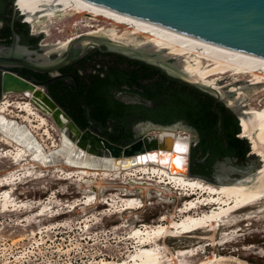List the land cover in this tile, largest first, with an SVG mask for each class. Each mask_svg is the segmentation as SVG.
I'll list each match as a JSON object with an SVG mask.
<instances>
[{
	"label": "bare ground",
	"instance_id": "1",
	"mask_svg": "<svg viewBox=\"0 0 264 264\" xmlns=\"http://www.w3.org/2000/svg\"><path fill=\"white\" fill-rule=\"evenodd\" d=\"M16 4L18 9L26 14V21L31 22L33 27L41 24L40 31L45 33L46 37L50 34L49 28L60 17L69 16L76 11L78 16H88L87 19H90V21L86 19L87 22L84 24L88 29L79 34L102 35L113 42L131 47H143L146 50L159 51L162 56L174 57L175 62L172 67L184 71L190 80L215 89L226 100L228 106L236 110L237 107L244 106L239 113L241 134L250 140L253 153L262 161L258 171L250 178L236 181L222 180L220 184H212L191 177L179 166V163L184 162L187 157V154L179 149L187 148L191 137L170 128L175 126H167L152 133L162 146L156 159L158 156L163 157L161 160L163 164L158 165L153 162L125 164L124 156L115 164L113 156L102 145L90 151L87 145L81 151L77 139L73 134L68 133L67 127L58 126L52 119L54 109L41 97H34L29 89L7 93L0 101V141L16 149L11 157L13 161L24 160L28 163L33 161L46 166L57 164L62 160L71 167L63 170L65 177L76 175L77 179L100 176L102 179L115 180L114 176L124 171L126 177L123 179L126 180L128 175H134L133 171L139 172V174L143 173V176L136 178L139 180L146 178L154 183L157 186L155 187L157 195L160 193L162 197L178 195L182 201L171 214H161L155 225L145 224L142 227L132 228L130 236L137 242L135 251L123 259L102 258L97 264H190L191 258L205 253L204 250L208 246L216 249L218 244L235 240L241 230L239 227L241 221L251 219L259 221L264 218V102H262L264 57L120 14L87 0H17ZM99 19L110 22L112 26L108 28L107 25L93 23ZM79 34L72 35L64 41L56 40L54 44L59 47L56 50L63 49L71 38ZM133 37H141L144 41L139 43L134 39L135 41L128 42L129 38ZM52 49V45L45 46V53L48 54ZM225 78L227 80H224ZM224 87L228 88L224 90ZM250 93H253V97L259 94L253 99L258 107L253 106L252 102L240 105ZM61 118L64 119L63 116ZM141 128L143 129L139 127ZM148 134L151 136V133ZM56 136L59 138V144L53 141ZM49 139L52 140L53 147L50 149L45 145V141ZM24 157L27 158L23 159ZM170 182L172 186L168 185ZM100 187L101 184H96L94 189ZM177 187L186 191L179 192ZM142 188L147 190L148 186ZM128 193L116 196L121 202L117 213L123 214L125 210L142 206L140 199ZM10 196V192L6 190L0 198L7 203ZM87 197L89 202L84 199L85 201L80 204L95 206L109 203L111 205L112 199L106 197L99 199L95 193L91 192ZM73 206L75 208L76 204L74 203ZM242 211H245L244 214L240 213ZM37 214L41 215V212ZM119 226H126V221ZM198 229L205 231L203 235H199L198 242L177 248L176 253L165 255L164 258L162 249L167 248L168 237H180ZM219 232L221 234L218 241L216 234ZM229 235L231 238L228 237ZM225 236L228 237L227 240L221 242L220 240L225 239ZM233 251L215 255L214 250L211 257L203 255L195 264H254L234 256Z\"/></svg>",
	"mask_w": 264,
	"mask_h": 264
},
{
	"label": "rangeland",
	"instance_id": "2",
	"mask_svg": "<svg viewBox=\"0 0 264 264\" xmlns=\"http://www.w3.org/2000/svg\"><path fill=\"white\" fill-rule=\"evenodd\" d=\"M78 15L74 11L69 16L60 17L49 28V36L46 37V34H43L44 41L52 45L56 40L64 41L72 35L86 31L88 28L84 24L88 16ZM93 23L107 25L108 28L112 26L110 22H105L103 19ZM32 28L36 34H39L42 29L41 24ZM134 39L139 43L144 41L141 37H133L129 38L128 42H133ZM257 96L253 97V93L248 94L240 105L252 102L253 106L258 107L259 105H256V101L253 100ZM262 98L264 102V97ZM237 109L240 113L244 106L237 107ZM170 128L190 135L193 140L195 138L194 133L188 128L183 126ZM153 131L158 130L147 126L143 134H152ZM239 136L243 137L241 130ZM49 140L45 141V145L50 149L53 147L51 146L52 140ZM193 140L191 147L195 144ZM246 140L252 150L250 140L248 138ZM53 141L59 144L58 136ZM15 152L16 149L0 141V197L6 190L11 195L7 203L0 198V264H97L102 258L123 259L136 250L137 242L130 236L133 227H142L145 224L155 225L161 214H171L174 208L182 202L178 195H163V197L161 193L157 195L155 190L157 186L154 183L146 178L140 180L136 178V176H143V173L133 171L134 175H128L126 180L123 179L126 177L124 171L114 176L115 180L102 179L100 176L77 179L76 175L66 178L63 170L71 169V167L62 160H59L57 164L46 166L33 161L29 163L24 160L13 161L11 157ZM25 158L27 157L23 159ZM246 159H248L247 162L245 161L247 166H252L254 156L250 155ZM96 184H101L100 189H94ZM168 185L172 186V183ZM142 186H148V189L143 190ZM178 191L186 190L179 188ZM91 192L95 193L99 199L105 197L112 199L110 200L111 205L109 203L95 206L80 204L85 200L89 202L87 195ZM126 193L140 199L142 206L125 210L123 214L117 213L121 202L116 196H123ZM74 203L75 208H73ZM39 212L41 215L37 214ZM244 212L240 213L244 214ZM121 221H126V226H119ZM239 227L241 230L235 240L218 244L216 249L208 246L204 250L205 253L192 257L190 264H195L203 255L211 257L214 250L215 255L230 253L234 250V256L242 260L264 264V218L259 221L256 219L243 220L239 223ZM229 230L231 229L226 231ZM204 233V229H200L192 233L187 232L180 237H168L167 250L162 249L164 258L165 255L176 253L179 248L198 242L199 235ZM220 234V232L216 234L218 241ZM230 235L229 238H231ZM228 237L225 236V239L220 241H225Z\"/></svg>",
	"mask_w": 264,
	"mask_h": 264
},
{
	"label": "water",
	"instance_id": "3",
	"mask_svg": "<svg viewBox=\"0 0 264 264\" xmlns=\"http://www.w3.org/2000/svg\"><path fill=\"white\" fill-rule=\"evenodd\" d=\"M87 1L105 6L120 14L133 16L209 42L264 57V0ZM52 46H54L55 50L48 54L45 51L40 52L28 49L27 46L19 43L17 34H14L11 45L0 44V100L9 92H21L29 89L33 92L34 97H41L44 102L54 109L52 119L58 126L67 127L68 133L73 134V137L77 139V144L81 151L87 145H89V151L102 145L113 156L115 164L119 163V159L122 156L126 159L125 164L136 165L145 162L163 164L161 163L163 157L158 156V159H156V155L161 152L160 147L162 146L155 134H151V136L148 133L139 135L129 143H113L89 129L82 131L49 94L47 84L65 76L58 74L59 69L71 64L94 48H103L106 52L153 65L168 76L213 96L216 101L224 103L239 118V111L228 106L226 100L219 95L218 91L207 85L190 80L184 71L172 67L173 62H175L174 57L162 56L159 51H150L143 47H131L113 42L106 36L85 33L71 38L63 49L56 50L59 48L56 44H52ZM43 49L45 50V47ZM51 55H56V57L53 58ZM20 67H26L38 72H52L55 75L46 81H38L29 75L21 73L18 69ZM129 99L147 104V101L140 98L131 97ZM147 124L148 128L156 130L167 126H183L194 133L195 138L194 140L191 138L186 148L187 151L181 150V152L187 154V157L184 162L179 163L183 172L191 177H197L212 184H220L222 180L236 181L248 178L262 165L261 159L250 149L248 153L241 157L232 155L218 156L212 164L213 170L208 176L194 174L190 171L189 153L192 140L196 142V139L199 138L197 130L183 121H176L172 124L153 122H148ZM217 126L221 129V119L218 120ZM250 155L251 157L254 156L255 160L252 166H247L245 159Z\"/></svg>",
	"mask_w": 264,
	"mask_h": 264
},
{
	"label": "flooded vegetation",
	"instance_id": "4",
	"mask_svg": "<svg viewBox=\"0 0 264 264\" xmlns=\"http://www.w3.org/2000/svg\"><path fill=\"white\" fill-rule=\"evenodd\" d=\"M13 1L0 0V44L11 45L14 34H17L21 45L44 52L43 48L50 44L44 41V35L40 33L42 31L39 34H32L28 27L27 32L23 17L14 11ZM33 35L39 37L37 41L29 39ZM141 44L145 45V43ZM53 50L55 48L51 51ZM51 57L54 58L56 55ZM18 69L24 75H29L38 81H46L55 75L52 72H38L26 67ZM58 74L65 76L48 83V91L51 86L56 91L67 94L68 109L83 125L79 128L82 131L89 129L108 140L115 139L119 144L129 143L145 133L148 122L157 123L155 118L166 119L165 109L176 97L172 95L173 90H176L177 94L184 91L194 94L190 89L193 86L168 76L157 67L106 52L103 48L89 50L76 61L59 69ZM131 97L147 101V104L137 100L131 101L129 99ZM218 103L221 102L215 101L216 108H219ZM222 104L230 110L224 103ZM218 114L220 116L221 112ZM176 121L187 124L184 118H176L174 122ZM198 140L199 138L192 147ZM208 155L209 152H206L198 162H205ZM245 161L247 162L248 159Z\"/></svg>",
	"mask_w": 264,
	"mask_h": 264
},
{
	"label": "trees",
	"instance_id": "5",
	"mask_svg": "<svg viewBox=\"0 0 264 264\" xmlns=\"http://www.w3.org/2000/svg\"><path fill=\"white\" fill-rule=\"evenodd\" d=\"M24 25L28 32L27 24L24 23ZM38 38L33 35L29 39L37 41ZM182 85L189 87L186 84ZM190 89L194 92L193 95L185 91L177 94V91L173 90L172 95H176V97L172 104L165 109L166 115L164 116L166 119L162 117L154 120L160 124H170L176 118H184L188 125L197 130L199 140L191 148L190 171L194 174L208 176L213 170L212 163L218 156H242L250 151V144L246 138L239 136L240 122L233 112L225 108L222 103H218L219 108H216V99L208 93L193 87H190ZM49 94L77 126L82 128L83 125L68 109L67 94L58 92L51 86H49ZM218 112H221L220 116ZM219 117L221 119V129L217 126ZM109 141L119 144V141L115 139H109ZM198 152H201L200 155L197 154ZM206 152H209L206 161L203 163L198 162V159L204 156Z\"/></svg>",
	"mask_w": 264,
	"mask_h": 264
},
{
	"label": "built area",
	"instance_id": "6",
	"mask_svg": "<svg viewBox=\"0 0 264 264\" xmlns=\"http://www.w3.org/2000/svg\"><path fill=\"white\" fill-rule=\"evenodd\" d=\"M16 2H17V0H14V1H13V8H14V11H15L18 15H20V16L23 17V20H24V21L28 24V26H29V31H30V33H32V34H36V33L34 32L33 28H32V27H33L32 23L26 21V18H27L26 14H23V13L21 12V10L18 9ZM40 33H42V32H40Z\"/></svg>",
	"mask_w": 264,
	"mask_h": 264
},
{
	"label": "snow or ice",
	"instance_id": "7",
	"mask_svg": "<svg viewBox=\"0 0 264 264\" xmlns=\"http://www.w3.org/2000/svg\"><path fill=\"white\" fill-rule=\"evenodd\" d=\"M179 148V146H177ZM179 150H182V151H187L186 148H183V149H179ZM179 162V161H178Z\"/></svg>",
	"mask_w": 264,
	"mask_h": 264
},
{
	"label": "clouds",
	"instance_id": "8",
	"mask_svg": "<svg viewBox=\"0 0 264 264\" xmlns=\"http://www.w3.org/2000/svg\"><path fill=\"white\" fill-rule=\"evenodd\" d=\"M26 23V22H25ZM27 24V23H26ZM28 25V24H27ZM29 27V26H28ZM44 34V33H43ZM241 130V129H240ZM198 230H200V229H198ZM193 231H196V230H193Z\"/></svg>",
	"mask_w": 264,
	"mask_h": 264
}]
</instances>
